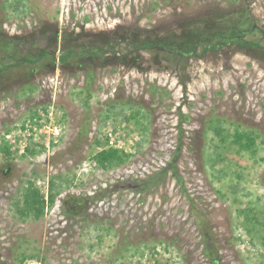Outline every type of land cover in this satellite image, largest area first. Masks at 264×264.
<instances>
[{
	"label": "rangeland",
	"instance_id": "rangeland-1",
	"mask_svg": "<svg viewBox=\"0 0 264 264\" xmlns=\"http://www.w3.org/2000/svg\"><path fill=\"white\" fill-rule=\"evenodd\" d=\"M18 1L0 0V67L13 50L116 51L0 73V264H264V0ZM145 39L202 49L123 46ZM108 148L127 161L101 168ZM58 175L55 203L22 217L28 181L47 198Z\"/></svg>",
	"mask_w": 264,
	"mask_h": 264
},
{
	"label": "trees",
	"instance_id": "trees-1",
	"mask_svg": "<svg viewBox=\"0 0 264 264\" xmlns=\"http://www.w3.org/2000/svg\"><path fill=\"white\" fill-rule=\"evenodd\" d=\"M24 1V0H23ZM23 1H18L22 3ZM10 42V41H9ZM8 42V43H9ZM171 41H161V40H152L149 41L147 39L142 40L140 42L137 41H132L128 40L125 42L123 45L125 49H128L131 53L138 52L141 49H152V48H160L161 50H166L168 52L176 53L180 56H189V55H194L199 52L200 49H202L200 41H197V43L193 44V48L188 49L184 47L183 44L179 43H174ZM5 44H7L6 41H4ZM121 45V44H120ZM245 45V43L243 44ZM247 45H253V46H258L257 43L253 42H248ZM65 45H63L64 47ZM218 48V47H217ZM127 50V51H128ZM209 50V47H204L203 48V53H206ZM8 52L7 57L9 58V64L5 67H0V73H3L7 71L8 69L12 67H23L24 65H30L34 66L37 65L41 62H43V65H41L38 68H32L34 70L38 69H44L46 67V64H61L62 66L70 68V65L72 64L73 60L78 61V60H86V61H94L98 60L101 58H104L105 55L109 53L115 52V46L113 45H100V46H92V47H84L83 50H76L72 47H67L65 46L62 48L59 54H56L57 50H52V49H41L38 53L33 54L32 57H29L27 55H19L18 51L14 52ZM26 51V50H25ZM28 53V52H25ZM47 60L45 63L44 60ZM82 64H80L81 66ZM55 66V65H54ZM91 77V76H90ZM89 79V77H88ZM84 92V90H83ZM90 98V95H88V98ZM219 122V120H217ZM213 129H215V132L221 136L222 135V129L217 124L212 125ZM234 136V142L239 146L241 150H246V151H254L256 149V139L257 135L254 134L253 132H243L241 133L240 131H236ZM0 151H2L4 157L6 159H9L10 157V152L11 149L7 145H3L0 147ZM34 154L36 153L34 150L31 151V149H27L25 155L28 154ZM94 159L98 161V164L100 165L101 168L104 170H110L113 169L114 166H120L124 164L127 161V158L129 157L128 154L125 152H121L118 149L115 148H108V149H102L98 152H96L93 155ZM55 178H60L62 179V176L58 175L50 179L49 181V195L47 198L45 195L41 192V190L36 186L35 182L28 181V185L26 189L24 190L23 194V208H19L17 211L22 217H34L35 219H40L45 212V208L48 205L52 206L58 195L60 194L59 189L57 188L58 186L56 185ZM65 182L70 183L68 186L72 185V181L65 180ZM60 187H62L60 185ZM57 189V190H56ZM78 200V199H77ZM79 205H81V201H76ZM72 215L73 213H69ZM75 216V214H73ZM207 255L210 257L212 255L213 250L207 249ZM28 258H31V256L23 254L21 256V259L19 261V264H23L24 262L27 261ZM211 261L213 264L217 262L214 258H211Z\"/></svg>",
	"mask_w": 264,
	"mask_h": 264
},
{
	"label": "built area",
	"instance_id": "built-area-1",
	"mask_svg": "<svg viewBox=\"0 0 264 264\" xmlns=\"http://www.w3.org/2000/svg\"><path fill=\"white\" fill-rule=\"evenodd\" d=\"M41 123V122H40ZM44 125V124H43ZM42 125V123H41V125L40 126H43ZM26 131H25V133L27 132V136L28 137H31L32 136V132L30 131V129H29V127H30V124H26ZM34 131H37V129L36 128H34ZM24 135H26V134H24ZM5 137H6V139L11 143V145L13 144V141L12 140H9V139H11L10 137V135H5ZM111 137V136H110ZM26 139V138H25ZM23 140L24 142H20L19 143V145L15 148V147H13V149L14 150H19V153H20V155H22V154H25V152H26V150L28 149V144H27V140ZM111 141V140H110ZM112 142V141H111ZM110 142V143H111ZM16 146V145H15ZM26 264H41V262H38L37 260H29V261H26Z\"/></svg>",
	"mask_w": 264,
	"mask_h": 264
}]
</instances>
